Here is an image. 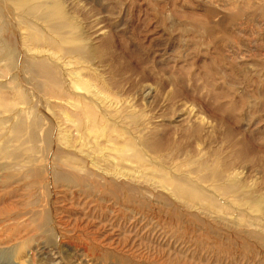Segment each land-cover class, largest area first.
<instances>
[{
  "label": "rangeland",
  "instance_id": "rangeland-1",
  "mask_svg": "<svg viewBox=\"0 0 264 264\" xmlns=\"http://www.w3.org/2000/svg\"><path fill=\"white\" fill-rule=\"evenodd\" d=\"M27 1L0 0V211L47 224L0 217V264H264V0Z\"/></svg>",
  "mask_w": 264,
  "mask_h": 264
},
{
  "label": "bare ground",
  "instance_id": "bare-ground-1",
  "mask_svg": "<svg viewBox=\"0 0 264 264\" xmlns=\"http://www.w3.org/2000/svg\"><path fill=\"white\" fill-rule=\"evenodd\" d=\"M30 4V2L29 1H27V0H21V2H19V4H17V5H19L20 6V8H26V10H36V9H38V8H42V6L41 5H35V4H31V5H29ZM53 4V3H52ZM55 5L54 6H58L56 3H54ZM52 9V8H51ZM24 64V63H23ZM25 65H23V67H24ZM35 67H38V69H37V71L39 70V72H41V74H44L45 75V73H46V75L48 74L47 72H50L48 69H47V71L45 70L46 68H44V66H43V64L42 63H36V66ZM33 72V71H32ZM51 73V72H50ZM42 76V75H41ZM50 76H52V74H50L49 75V78L51 79V77ZM52 80V79H51ZM20 120V122L16 125L15 124V126H13L12 127V129H11V138H12V140H14V141H16V142H19L20 144H21V146L22 147H25V148H27L28 150H30L31 151V153H32V155H33V158H34V161H39V159H41V156H40V154H41V147H42V145L40 146V145H32V143L33 142H40V144H44V139H43V135H42V140H40L39 139V136L37 135V129L35 128V122H34V120L31 118V120H29V121H25V120H23L22 118H20L19 119ZM44 148H45V146H43ZM41 148V149H40ZM40 162V161H39ZM73 162H71V164H72ZM40 164V163H39ZM38 165V164H37ZM58 165H59V163H58ZM63 166V165H62ZM62 166L60 165V167L62 168ZM37 167V166H36ZM75 167V166H74ZM45 167H42V169H40L39 170V168L38 169H36L37 170V174L39 175L38 177L40 178L39 179V181H38V183L39 184H45L46 183V181L49 179V178H51L52 179V177L55 179L57 176L59 177V178H67V180H68V177H71V176H68L67 174H66V172H68L69 170H67L65 173H63V171L62 172H60V170L59 171H55V167H53V165L51 166V168H45ZM64 168V167H63ZM76 168V167H75ZM75 168H74V170H75ZM31 170V169H30ZM66 170V169H65ZM34 172H35V170H34ZM39 172V173H38ZM71 172V171H70ZM69 172V173H70ZM36 173V172H35ZM68 173V174H69ZM36 174V175H37ZM70 175V174H69ZM78 175V174H77ZM77 175H73L72 176V178H74V177H76ZM66 176H68V177H66ZM80 176V175H79ZM70 179V178H69ZM78 179V178H77ZM76 181V178H74V180L73 179H70V181ZM84 180H83V178L81 177V178H79L78 179V182H80V183H82ZM95 181L97 182L98 180L95 178ZM92 182H93V180H92ZM175 185V184H174ZM101 187V186H100ZM103 187L104 188H108V189H110V190H117V189H120V187H118L117 185H116V183L113 181V180H106V182L103 184ZM131 185H125V186H122L121 187V191L122 190H125L126 189V191L128 190V191H130L131 190ZM100 189V188H99ZM174 194H176V195H186V196H190V195H192L188 190H184V189H182L181 187H179V186H177V185H175L174 186ZM125 195V194H124ZM45 197V196H44ZM194 197V196H193ZM45 199H46V197H45ZM132 199V198H131ZM35 202V201H34ZM27 203H29V202H27ZM10 205V204H9ZM29 206H30V203L28 204ZM45 206H46V203L44 202V200H41L39 203H38V206L36 205V206H33V204H31V206L25 211L24 210V212L23 211H19V212H17V210L16 209H14L13 210V208L11 207V206H9L7 209H5L4 208V210H2V211H0V217H2V218H4V219H6V218H8V219H13L14 217L15 218H17V215L19 216V217H22L21 219H25V220H27V222H29V224H31L32 225V223L33 224H35L36 225V227L38 228V229H41V228H43V227H45L46 226V224H47V215H46V212H45ZM39 207V208H38ZM25 208V207H24ZM16 213H17V215H16ZM14 220V219H13ZM10 221V220H9ZM12 221V220H11ZM22 221V220H21ZM23 222V221H22ZM25 224H26V222H25ZM35 225L33 226L34 228H35ZM24 227V226H23ZM45 231V230H44ZM221 231H222V233H224V234H222V235H225V234H227V235H225L224 237L226 238V241H228L229 243H232V241H234L236 244H241L242 246H243V244L245 243V244H247V241L245 240V238H244V235H242V233H241V231L239 232V231H233V233L231 234V233H226L228 230L226 229H221ZM218 232V231H217ZM247 234V233H246ZM249 237H251V238H258L260 241H262V239H261V236L260 235H258V234H255V233H248L247 234ZM204 236L207 238V239H211L212 240V242L213 243H219V242H222L223 241V239H222V237L223 236H220V235H218V233H216V232H212V231H210L209 229H206V231H205V233H204ZM262 238H264V237H262ZM264 240V239H263ZM249 241V240H248ZM243 243V244H242ZM252 243V242H251ZM221 245V244H220ZM247 245H249V244H247ZM260 245L263 247L264 246V243H260ZM250 246V245H249ZM260 247V246H259ZM261 247V248H262ZM254 248V247H253ZM260 248V249H261ZM87 250V249H86ZM91 250V249H90ZM263 250V249H262ZM93 256V255H92ZM112 257L113 256V254L112 253H110V254H107V256L106 257ZM120 259H122V258H120Z\"/></svg>",
  "mask_w": 264,
  "mask_h": 264
}]
</instances>
